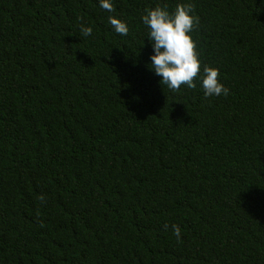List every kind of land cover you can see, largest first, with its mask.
Here are the masks:
<instances>
[{
  "label": "trees",
  "instance_id": "trees-1",
  "mask_svg": "<svg viewBox=\"0 0 264 264\" xmlns=\"http://www.w3.org/2000/svg\"><path fill=\"white\" fill-rule=\"evenodd\" d=\"M182 3L227 95L150 69ZM112 4L0 0V264H264V0Z\"/></svg>",
  "mask_w": 264,
  "mask_h": 264
},
{
  "label": "clouds",
  "instance_id": "clouds-1",
  "mask_svg": "<svg viewBox=\"0 0 264 264\" xmlns=\"http://www.w3.org/2000/svg\"><path fill=\"white\" fill-rule=\"evenodd\" d=\"M98 4L109 13L114 10L112 0H98ZM141 21L147 29L146 37L152 49L150 69L159 77L160 84L175 91L181 85L196 87L193 81L198 78L205 97L228 94V89L218 80V69L205 66L201 70L195 43L189 35L198 22L190 3L177 4L173 12H169L167 7L156 6L146 10ZM108 22L115 33L120 36L128 34L129 29L124 21L109 16ZM80 32L88 37L92 34V28L81 25ZM172 232L179 238V227L172 225Z\"/></svg>",
  "mask_w": 264,
  "mask_h": 264
}]
</instances>
